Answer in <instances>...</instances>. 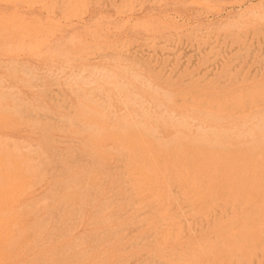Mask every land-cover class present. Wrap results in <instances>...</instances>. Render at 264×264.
<instances>
[{"label": "rangeland", "instance_id": "1", "mask_svg": "<svg viewBox=\"0 0 264 264\" xmlns=\"http://www.w3.org/2000/svg\"><path fill=\"white\" fill-rule=\"evenodd\" d=\"M133 263L264 264V0H0V264Z\"/></svg>", "mask_w": 264, "mask_h": 264}, {"label": "bare ground", "instance_id": "2", "mask_svg": "<svg viewBox=\"0 0 264 264\" xmlns=\"http://www.w3.org/2000/svg\"><path fill=\"white\" fill-rule=\"evenodd\" d=\"M107 108V107H106ZM107 111V110H106ZM36 159V158H35ZM51 203V202H50ZM134 264V263H133Z\"/></svg>", "mask_w": 264, "mask_h": 264}]
</instances>
